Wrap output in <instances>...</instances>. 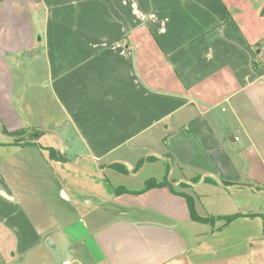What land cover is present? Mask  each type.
Returning <instances> with one entry per match:
<instances>
[{
	"label": "crops",
	"instance_id": "obj_1",
	"mask_svg": "<svg viewBox=\"0 0 264 264\" xmlns=\"http://www.w3.org/2000/svg\"><path fill=\"white\" fill-rule=\"evenodd\" d=\"M39 59L46 80L34 85L64 116L50 127H30L15 105L14 67ZM3 128L42 133L21 146ZM55 130L59 144L42 142ZM0 136V244L15 246L3 263L51 264L66 250L63 264L215 263L201 260V241L260 213L250 199L264 202V0H0ZM12 147L23 166L38 158L34 174L53 187L58 176L86 179L92 190L78 199L61 189L86 220L58 206L33 218L35 204L11 187ZM150 178L163 185L120 195L105 185L138 191ZM173 191L191 195L200 216H239L194 221ZM240 222L229 248L251 236ZM48 240L52 253L38 254ZM21 253L27 261L14 263Z\"/></svg>",
	"mask_w": 264,
	"mask_h": 264
},
{
	"label": "rangeland",
	"instance_id": "obj_2",
	"mask_svg": "<svg viewBox=\"0 0 264 264\" xmlns=\"http://www.w3.org/2000/svg\"><path fill=\"white\" fill-rule=\"evenodd\" d=\"M44 67L45 64L43 60L39 59V62L36 65L31 62L24 61L23 69L17 66H15L13 69L15 82V105L24 117L30 119V123L28 124L30 127H50V124H59L60 122H63L61 120H64L63 113H61L59 108L54 106L53 102L51 101L50 95H48L46 91L42 90L37 85H34V83L37 82H45L46 79L44 80ZM27 81L30 82V85L27 84ZM51 113H54L53 115L56 116H51ZM51 133L46 134V137L42 140V142L48 140L52 144H59L60 137L61 139H63V135L58 130H55L54 132L52 131ZM13 138L14 137L10 136L9 138L4 139H6L5 142L10 141L12 143ZM4 139H2L0 136V141H4ZM6 149L7 150H5V152L4 150L2 151L4 152V156H9V163L11 164L10 170L12 175H14V178H11L12 181H10L12 185H10L12 188L15 186L16 189L14 192H17L19 196L21 195L22 191L24 192L21 195L20 200H22V202H25V204H27L28 200H30L28 204L29 208L30 205L35 204V209L33 208L35 213L33 215L29 212L30 209L28 210L29 214L33 216V218L37 219V216H43L45 218L50 217V219H52L53 216H55L54 213L57 210L58 206V210L64 212L65 217H69L71 214H73L74 217L79 215L81 216V219L83 221L86 220V213L82 215L79 214L77 210L71 207L70 202L67 201V199L61 193V189H63V191H66L71 196H77L78 199L81 195H84V192L86 191L85 189H91L88 187V182L86 179L81 178L79 180H71L69 177L66 178V176L65 178L62 176H58L56 177L57 183L55 181L56 185L55 187H53V184H51L50 181H46V178L48 177L46 171L45 174H42V176L40 177L34 174V170L37 171L40 169H44L40 166L38 158H34L35 164L32 167L23 166L17 163V157L19 155L18 148L12 147ZM13 150H15V152H13ZM27 151L30 153L36 152V150L32 149H28ZM164 170L165 166L163 165V171ZM65 184L66 188H62V186H64ZM38 187L41 188L39 190L34 189ZM93 191H95L97 195H100L101 193V189L99 187L94 188ZM87 200V196L82 198L83 205L82 203L78 202V207L80 205L81 209H85V206H87ZM250 202L251 205L249 206L257 208V210L254 209V211H256V213H260L255 214L246 220H238L237 222H232L233 224L229 223L228 225L220 226L217 229L213 228V234L208 237H205V239L201 241L200 245H198L197 247L198 251H202L203 254L201 256V260H208L211 257H216L218 261H216L215 263L213 262V264H264V239L256 237L258 232L261 233L262 230L264 231V202L259 204L256 202L258 205L253 202L252 199H250ZM259 206L262 207L259 209ZM50 209L54 210L53 215L49 214ZM117 211L120 212L122 210L117 209ZM240 221L248 223V227L245 226L242 232L243 234L248 233L251 236L249 237V239L244 240L242 245L235 244L234 247L229 248V242L236 243L239 240L241 228L243 227L240 224ZM254 234H256V236ZM9 246H11V248H15V246L13 245ZM9 246L5 244H0V264H5L3 263L4 261L6 262L7 260H10L9 257L10 252L12 250L8 251ZM241 248H243L244 250L248 249L249 256L247 258V262H240L239 260H236V263L222 261V257L229 256L230 254L236 255ZM51 249H53V247L51 248L48 242L45 241L44 251L40 250V253L38 254L45 255L48 253H52ZM65 253H68V251L66 250L64 252L59 253L56 258L54 257L51 264H63V260L65 259ZM28 257V255L26 256L24 253H21L14 257L13 262L20 263L23 262V260L27 261Z\"/></svg>",
	"mask_w": 264,
	"mask_h": 264
},
{
	"label": "trees",
	"instance_id": "obj_3",
	"mask_svg": "<svg viewBox=\"0 0 264 264\" xmlns=\"http://www.w3.org/2000/svg\"><path fill=\"white\" fill-rule=\"evenodd\" d=\"M254 65V64H253ZM2 132L4 134H7L8 136H11V137H14L13 140H12V143L13 144H16V145H21V146H24V145H35V141L36 139L40 136V134L42 133L41 131L39 130H36V129H31L29 130L28 128H22L20 130H16V131H11V132H8L6 131L4 128L2 129ZM48 150V155L50 158L52 159H59V160H63V156L60 154V153H56V150L53 149V148H46ZM105 185H106V188L108 191H111L112 194L114 195H120V194H123V193H141V192H144L152 187H157V186H161L163 185V182H157L154 178H150V179H147L144 183V186L142 187V189L138 190V191H129L127 190L126 188L124 187H121V186H117L115 188L111 187V185L105 181ZM172 190V188H171ZM175 192V194L177 195H180L182 196L185 201H186V205H187V208H188V211H189V215H190V218L194 221H199V222H211L213 223V221L216 219V218H224L226 219L227 221L229 220H232L236 217L239 216V214H233V215H226V216H218V217H212V216H209V217H203V216H200L196 209H195V202H194V198L187 194V193H183V192H177V191H173ZM252 216V215H251Z\"/></svg>",
	"mask_w": 264,
	"mask_h": 264
},
{
	"label": "water",
	"instance_id": "obj_4",
	"mask_svg": "<svg viewBox=\"0 0 264 264\" xmlns=\"http://www.w3.org/2000/svg\"><path fill=\"white\" fill-rule=\"evenodd\" d=\"M25 57H26V54H22L21 56H20V59H25ZM48 242V244H51V242L48 240L47 241Z\"/></svg>",
	"mask_w": 264,
	"mask_h": 264
}]
</instances>
